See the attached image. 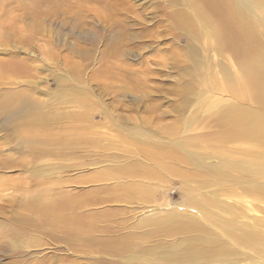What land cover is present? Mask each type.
<instances>
[{
  "label": "rangeland",
  "instance_id": "374dc122",
  "mask_svg": "<svg viewBox=\"0 0 264 264\" xmlns=\"http://www.w3.org/2000/svg\"><path fill=\"white\" fill-rule=\"evenodd\" d=\"M262 3L0 0V264H264Z\"/></svg>",
  "mask_w": 264,
  "mask_h": 264
},
{
  "label": "bare ground",
  "instance_id": "6f19581e",
  "mask_svg": "<svg viewBox=\"0 0 264 264\" xmlns=\"http://www.w3.org/2000/svg\"><path fill=\"white\" fill-rule=\"evenodd\" d=\"M258 1L261 2L264 0H261V1L258 0ZM223 5H225V3ZM214 6H216V5H214ZM214 6H213V8L216 10V8ZM262 6L264 7V3H262ZM191 10H192V12H191L192 15L190 17H185L186 19L183 20V23H185L187 25H191L194 23L198 25L199 22L206 23L205 19L203 18L205 13L202 11V9H200L198 6H195V7L193 6ZM227 13H228V11H227ZM228 15H229L228 18L225 17L224 14H223V17H225V18H223L222 16L220 18V20L223 23V26L225 25L227 30H229L230 28L236 29V27L234 28V27H231L230 25L233 21L234 26H235V23L237 22V20L239 18V12L237 11L235 15H231V14H228ZM203 27H205V26H203ZM224 126H226L228 128V131L230 133L234 134L233 139H235V138L236 139H243L245 136H253L252 137V140H253V139H258L255 136H260V138H262V139L264 137V115L259 114V112H256L254 110H248L246 108H243V109H238L237 111L228 114L224 120ZM147 178H149V177H147ZM149 180H151V179H149ZM258 185L264 186V184H261V183L260 184L258 183ZM260 196H264V194H261ZM216 206L217 207L214 210L217 212V214H216L217 217L216 216H213V217L215 219L221 220L222 212H224V210H226V209H224L223 206L221 207V205H216ZM233 219L235 221H238L237 218H235V217H233Z\"/></svg>",
  "mask_w": 264,
  "mask_h": 264
}]
</instances>
